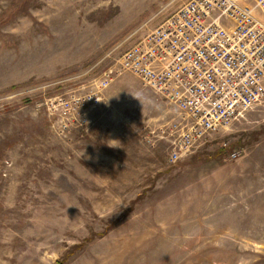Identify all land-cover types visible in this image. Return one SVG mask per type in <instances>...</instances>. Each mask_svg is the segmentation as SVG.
I'll list each match as a JSON object with an SVG mask.
<instances>
[{
    "label": "rangeland",
    "instance_id": "obj_1",
    "mask_svg": "<svg viewBox=\"0 0 264 264\" xmlns=\"http://www.w3.org/2000/svg\"><path fill=\"white\" fill-rule=\"evenodd\" d=\"M189 1L0 0V264H264V111L173 164L176 110L101 86Z\"/></svg>",
    "mask_w": 264,
    "mask_h": 264
},
{
    "label": "built area",
    "instance_id": "obj_2",
    "mask_svg": "<svg viewBox=\"0 0 264 264\" xmlns=\"http://www.w3.org/2000/svg\"><path fill=\"white\" fill-rule=\"evenodd\" d=\"M125 73L176 110L163 139H171L169 161H183L251 112L264 111V0L189 1L128 49L101 86ZM82 101H62L65 113L73 103L84 109Z\"/></svg>",
    "mask_w": 264,
    "mask_h": 264
},
{
    "label": "clouds",
    "instance_id": "obj_3",
    "mask_svg": "<svg viewBox=\"0 0 264 264\" xmlns=\"http://www.w3.org/2000/svg\"><path fill=\"white\" fill-rule=\"evenodd\" d=\"M132 95H133V94H132ZM133 97L136 98V99H139V100H140V98H139L138 96L133 95ZM140 101H141V100H140Z\"/></svg>",
    "mask_w": 264,
    "mask_h": 264
}]
</instances>
